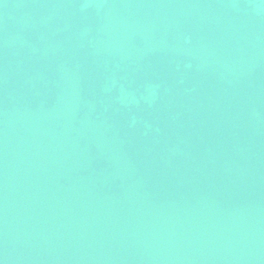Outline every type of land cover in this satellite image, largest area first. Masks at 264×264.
Masks as SVG:
<instances>
[{
	"label": "water",
	"instance_id": "95a60500",
	"mask_svg": "<svg viewBox=\"0 0 264 264\" xmlns=\"http://www.w3.org/2000/svg\"><path fill=\"white\" fill-rule=\"evenodd\" d=\"M0 264H264V0H0Z\"/></svg>",
	"mask_w": 264,
	"mask_h": 264
}]
</instances>
